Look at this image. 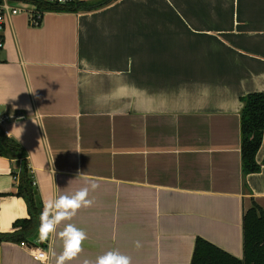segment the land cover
<instances>
[{
  "label": "crops",
  "instance_id": "0c3cea01",
  "mask_svg": "<svg viewBox=\"0 0 264 264\" xmlns=\"http://www.w3.org/2000/svg\"><path fill=\"white\" fill-rule=\"evenodd\" d=\"M4 41L0 108L26 115L6 128L43 210L88 188L90 203L41 239L47 264L63 255L69 225L85 239L64 264L110 252L130 264H190L198 237L242 258L243 215L264 212V165L243 178L239 121L241 98L264 92V0H115L46 11L38 27L21 14ZM14 170L0 156L5 234L28 217ZM0 264L42 263L9 240Z\"/></svg>",
  "mask_w": 264,
  "mask_h": 264
},
{
  "label": "trees",
  "instance_id": "16d2710c",
  "mask_svg": "<svg viewBox=\"0 0 264 264\" xmlns=\"http://www.w3.org/2000/svg\"><path fill=\"white\" fill-rule=\"evenodd\" d=\"M115 0H32L40 11L61 13L89 12L111 4ZM240 110V158L243 178L260 171L264 165L256 161L264 133V92L251 93L241 98ZM0 156L15 162L13 176H17L15 195L27 206L28 217L13 223L10 234L0 232V241L32 242L39 235L43 204L33 184L31 168L23 148L0 129ZM243 255L236 258L209 241L198 237L195 240L190 264H264V212L253 205L242 219Z\"/></svg>",
  "mask_w": 264,
  "mask_h": 264
},
{
  "label": "clouds",
  "instance_id": "9594fccd",
  "mask_svg": "<svg viewBox=\"0 0 264 264\" xmlns=\"http://www.w3.org/2000/svg\"><path fill=\"white\" fill-rule=\"evenodd\" d=\"M91 187L95 189L98 184L93 182ZM87 192L88 188H84L73 196H60L54 202L46 204L45 211L41 213V224L38 230L40 238L47 239L48 233L54 230L55 223L67 218L70 210L74 211L82 203H90L85 200ZM84 239L85 234L81 230L69 225L66 229L64 253L59 257L57 264H64L65 259H71L80 250V242ZM96 264H130V258L110 252L98 258Z\"/></svg>",
  "mask_w": 264,
  "mask_h": 264
},
{
  "label": "built area",
  "instance_id": "2783aa9c",
  "mask_svg": "<svg viewBox=\"0 0 264 264\" xmlns=\"http://www.w3.org/2000/svg\"><path fill=\"white\" fill-rule=\"evenodd\" d=\"M58 2H64L65 0H56ZM27 15L28 24L32 27H38L41 25L45 11L37 10L32 4V0H0V55L5 47L4 30L9 20L17 15ZM26 118V115L20 111H7L0 108V129L5 135L8 136L7 125L11 122L21 121ZM16 180L17 176H13ZM35 185V182L33 181ZM37 244H27L21 242L22 246H26L32 257L35 260L40 261L42 264L48 263V252L41 246V238L36 242Z\"/></svg>",
  "mask_w": 264,
  "mask_h": 264
}]
</instances>
